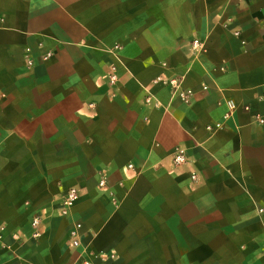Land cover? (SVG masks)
Listing matches in <instances>:
<instances>
[{"label": "crops", "instance_id": "1", "mask_svg": "<svg viewBox=\"0 0 264 264\" xmlns=\"http://www.w3.org/2000/svg\"><path fill=\"white\" fill-rule=\"evenodd\" d=\"M260 118L264 0H0V264H264Z\"/></svg>", "mask_w": 264, "mask_h": 264}, {"label": "built area", "instance_id": "2", "mask_svg": "<svg viewBox=\"0 0 264 264\" xmlns=\"http://www.w3.org/2000/svg\"><path fill=\"white\" fill-rule=\"evenodd\" d=\"M192 43L194 45V48H200L203 45V42L200 39H194ZM116 80H117L116 74L112 73L110 75V81L112 83H114ZM171 83L174 86L175 91H177V89H178V87L180 85L179 84V80L178 79H174V80L171 81ZM182 96H183L182 99L184 101H189L190 98H191V92H185ZM226 102H227L229 110H230L229 114H227V116H229L231 114V112L236 110L237 105H236V102L233 99H230V98H227ZM246 108H248V107H246ZM260 122L264 123V118H260ZM220 125H221L220 123L216 124V126H218V127ZM209 127H211V126H209ZM187 162H188L187 150L184 149V148H177L175 150V152L173 153V163L176 166H181L183 164H186ZM129 166L132 167V164H129ZM192 178L194 180H196L197 179V174L193 173ZM100 184L104 185L105 184V180L102 179ZM78 196H79L78 188L71 187L68 190V192H67V194H66V196L64 198V201H63L62 212H63L64 215H69L71 208L73 207V205L75 204L76 200L78 199ZM32 223H33L34 226H38L39 223H40V218L38 216H36L33 219ZM80 229H81V224L79 222H75L74 227L70 231L71 243L75 247L80 244V239H79L80 238ZM36 235H38V232L36 233ZM86 264H88V263L86 262Z\"/></svg>", "mask_w": 264, "mask_h": 264}]
</instances>
